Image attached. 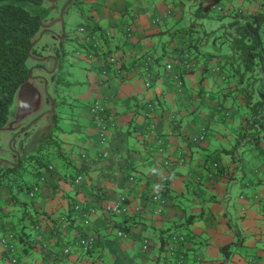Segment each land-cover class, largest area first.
Segmentation results:
<instances>
[{"label":"crops","instance_id":"0c3cea01","mask_svg":"<svg viewBox=\"0 0 264 264\" xmlns=\"http://www.w3.org/2000/svg\"><path fill=\"white\" fill-rule=\"evenodd\" d=\"M79 1L85 5L76 13L86 21L66 32L71 13L56 34L59 42L68 37L75 42L67 74L74 92L71 99L80 107L65 120L47 111L53 124L43 126L37 143L45 149L46 133L51 132L59 140V153L52 154L55 146L48 147V162L31 168L25 179L28 186L16 190L21 198L11 199L8 183L0 184V238L7 232L15 234L9 242L12 255L0 244V264H13L12 256L18 264H170L165 244L171 233L185 236V264H264V130L262 150L256 148L257 163L246 173L240 169L239 151L249 141L237 138L247 118L241 94L235 95L231 78H222L229 72L222 67L220 54L201 52L200 36L192 46L194 38L186 32L191 29L199 34L197 19L205 15L199 6L222 7L232 20L237 16L244 21L259 11L264 13V0H194L196 9L186 12L189 20H183V5L175 11L165 0H56V13L63 14ZM80 26L83 31L78 33ZM84 35L98 45L82 42ZM186 53L193 62L191 69L182 66ZM108 55L116 56L121 68L113 66L102 74ZM147 57L149 78L140 66ZM218 66L222 73L213 71ZM129 67L135 70L130 72ZM78 75L82 80L76 79ZM176 77L182 80L180 90ZM94 100H103L110 124L102 146L90 117ZM33 101L30 86L21 91L20 109L28 107L29 111ZM28 114L27 120L34 115ZM60 121L69 123L68 129ZM149 125L154 133L149 132ZM202 128L205 138L193 140ZM159 136L162 153L157 151ZM101 149L108 154L102 156ZM222 154L226 160L220 158ZM180 157L183 162L176 163ZM214 163L218 169L208 176ZM238 174L240 192L231 208L229 189ZM77 176L81 180L75 183ZM32 186L36 189L30 197ZM157 191L167 202L154 214L157 203L151 196ZM119 193L126 196V213L106 212L104 205ZM182 198L186 204H181ZM19 199L27 201L28 209ZM74 205L94 207V212L76 214ZM187 217L195 219L187 222ZM35 221L42 231L40 240L34 238ZM84 234L94 236L90 249L74 244ZM143 241L147 242L145 251L141 250ZM222 245H227L225 252Z\"/></svg>","mask_w":264,"mask_h":264},{"label":"rangeland","instance_id":"374dc122","mask_svg":"<svg viewBox=\"0 0 264 264\" xmlns=\"http://www.w3.org/2000/svg\"><path fill=\"white\" fill-rule=\"evenodd\" d=\"M60 1V0H57ZM166 4L169 7L174 8L175 11L180 10V7L183 5L184 7V18L189 20L191 16H189L186 12L188 9L194 11L196 7L193 5L194 0H165ZM66 4V2H65ZM21 5L25 7L32 13H36L40 16L41 25L40 29L35 37L37 48H39L42 44H47L48 48L45 51H42L43 60L38 61L37 59L29 58L27 59V65L31 71V76L28 79V85L34 92V101L33 105H31V109L27 111L25 107L20 112V93L21 87L18 92L15 93L10 112L7 118L6 125L0 129V166H10L11 164L19 165L18 168L14 171L10 178L6 181L9 182V189H12V193L18 195L20 198L22 197L20 192L16 191L15 186H13L12 182H20V179L25 182L27 178L28 171L31 169L28 165L30 159L24 157L25 154L33 153L32 150H37L39 143H37L38 138L42 131L44 130L43 126L49 127L52 123V118H47V111L52 110L57 115V119L65 120L67 117H70L73 112L76 111L78 105L77 102L72 101L71 95L73 90L70 89V83L68 81V68H70V62L73 61L72 58L74 55L72 54V48L75 47V42L72 38L68 37L65 40L61 39V42L57 40L56 33L61 30V26H63L64 21H67L69 14H71L70 20L66 22L64 29L68 32L70 29H74L79 25V22L86 21L85 16L78 15L76 12L77 8H83L85 3L84 1L76 2L75 5L68 6V11H64L63 14L59 11L56 13V8L58 4H56V0H43L41 4H35L32 2L22 1ZM199 5V4H198ZM204 6V5H203ZM234 7L236 6L233 5ZM201 8V11H205V15L201 19H197L198 25L196 26V30L199 34L191 33L192 37L196 38L200 36V49L202 51L211 52L213 55L218 56L219 54L221 59V64H224L226 61V56L231 55L230 50L227 47V43L223 38L224 31L227 27L228 21L232 20L231 15L223 14L226 9L220 7L221 9H217L216 7L213 10L209 8H205V6L197 7ZM227 8V7H226ZM237 8H234L235 10ZM225 10V11H224ZM232 10V9H231ZM239 10V9H237ZM262 13V11H259ZM230 14V13H229ZM61 15V16H60ZM193 18V17H192ZM194 21V18H193ZM185 22V21H183ZM54 24V25H53ZM52 26V27H51ZM55 33H48L43 29H51ZM263 29V31H262ZM205 31V32H203ZM212 32V34L206 35V32ZM262 31V32H261ZM260 40L264 45V26L261 28ZM55 42V43H54ZM55 44V45H54ZM57 47L64 55L59 56L60 61H58L55 66L54 49L51 46ZM61 46V47H59ZM62 48V49H61ZM51 55V57H49ZM64 57V59H61ZM40 65L42 67H40ZM71 69V68H70ZM77 73V72H76ZM76 79L82 80V75L76 76ZM68 82V84H67ZM72 83V81H71ZM74 91H76L74 89ZM74 93V92H73ZM37 95V96H36ZM81 102V101H80ZM52 104H55L54 106ZM28 113H33L34 115L27 120L29 117ZM241 113V112H239ZM238 113V114H239ZM32 115V114H30ZM22 116V120L20 119ZM60 117V118H59ZM59 121V120H58ZM57 123H63L68 129V124H65V121H60ZM62 124V125H63ZM60 124V126H62ZM63 125V126H64ZM48 132L46 136H48ZM55 134V133H54ZM54 136V135H53ZM41 139V138H40ZM244 140V139H243ZM43 142V141H42ZM41 142V143H42ZM234 145V143H233ZM261 145H264V134L261 136ZM41 146H39L38 150ZM241 150L239 151L240 160H242V166H240L247 173L249 169H251L256 163L257 158L259 156L258 149L250 148L249 143H245L241 146ZM43 152L39 151L43 157L46 159L48 157L49 151H46L48 146L42 147ZM238 148V146L236 147ZM37 150V151H38ZM45 151V152H44ZM18 152V153H17ZM38 152V155H41ZM47 153V154H46ZM50 154V153H49ZM222 160H226V157L222 154L220 157ZM229 160V159H228ZM20 161V162H19ZM18 162V164H17ZM31 162V161H30ZM33 163V162H31ZM20 166H24L26 168L22 171V178L20 176H16L17 173L20 172ZM16 174V175H15ZM16 178L13 181V178ZM240 174L237 175V182L232 186V189H229V195L231 196V204L230 207H234V205L238 201L239 195V181L241 180ZM5 181V182H6ZM231 188V187H230ZM11 193V192H9ZM188 197V195H185ZM26 194L24 195V199ZM187 200L181 199V204H186ZM186 257V255H185ZM139 264H142L141 262Z\"/></svg>","mask_w":264,"mask_h":264},{"label":"trees","instance_id":"16d2710c","mask_svg":"<svg viewBox=\"0 0 264 264\" xmlns=\"http://www.w3.org/2000/svg\"><path fill=\"white\" fill-rule=\"evenodd\" d=\"M22 1L35 4H41L43 2V0H0V129L6 125L15 93H17L19 87L30 78L31 71L26 63L27 59H37L41 57L43 55L42 51L48 48L47 44H42L39 48L34 44L33 40L40 29L41 19L38 14L32 13L23 7L21 5ZM263 25L264 13H255L244 21H241L240 17L234 16V19L227 24L224 31L225 36L223 37L231 55H225L226 61L224 64H221L222 67H227L229 72L228 76L223 75L222 78L229 77L235 82V89L233 91L237 92L235 95L238 93L241 94L240 100L246 108V123L243 130L239 131L237 138L239 140L241 138H246L254 148H259L260 150H262L260 146V136L261 132L264 130V45L260 40V31ZM186 32L191 34V29H187ZM205 34L210 36L212 32L208 31ZM191 41H193L191 43L192 46H195L198 42L197 38H191ZM52 47L57 59L59 56L64 55L62 52L60 53L59 48L54 47V45L51 46V49ZM218 67L217 73H222L220 66ZM217 112L218 110L216 113ZM44 142L47 143L48 147L55 146L52 154L59 153L57 147L59 140L57 137H54L51 132H49ZM236 144L234 146H236ZM48 149L49 148H47L46 151H49ZM39 151L43 152L41 147ZM39 151L24 155V157L33 162L31 163L29 161L27 166L30 165V168H42L48 162V157L45 159L43 157L44 154L42 155ZM38 152L41 155H38ZM47 153L51 154V151ZM18 166L19 165H1L0 184L9 183L6 180L11 177ZM26 168L20 166V172L15 175L22 178V171ZM15 179L14 177L13 181ZM12 184L15 186L16 190L28 186V182H22V179H20V182H12ZM33 187L34 186L28 191L29 195L32 193L30 197L34 195ZM11 191L12 189H10V192ZM10 198L15 200L16 194L11 193ZM18 202L25 206V209H28L27 201H21L19 199ZM125 204L127 205V199L125 200ZM74 212L76 214H82L76 211ZM194 219L195 217L191 219L187 217L186 221L189 222ZM38 226L39 223L35 221L33 228L35 229L37 227L34 232V238L36 240L42 238V231ZM21 228H23V226ZM11 233H13V231ZM35 234H38L40 238L37 239ZM13 235L15 234L13 233ZM18 236L23 240L20 233ZM226 246L227 245H222L220 247L222 251L225 252L224 249Z\"/></svg>","mask_w":264,"mask_h":264},{"label":"built area","instance_id":"2783aa9c","mask_svg":"<svg viewBox=\"0 0 264 264\" xmlns=\"http://www.w3.org/2000/svg\"><path fill=\"white\" fill-rule=\"evenodd\" d=\"M218 9H220V7H217ZM216 8V9H217ZM169 12V11H167ZM78 33L83 31V27H79L77 29ZM127 35H129V33H127ZM93 41V43H92ZM82 42H88L90 43L93 47H95L96 45H98L97 41L91 40L89 35L88 36H83L82 38ZM188 54H184L182 56V66L184 67V69H191L193 67V62L191 61V59H188L186 56ZM149 60L150 57L145 58L144 61L141 63V70L144 72V74L147 75V78H149ZM107 63L106 66L102 69V74H105L107 72L108 68L111 67H115L116 70H119L121 68V61L113 55H108L107 56ZM129 71H134L135 68L134 67H129ZM167 70L171 69V64L167 65L166 67ZM219 69L215 68L213 71L217 72ZM176 82H177V86L178 89L180 90L182 87V80L179 77H176ZM149 85V81L146 82V86ZM151 105L148 107V110L150 109ZM105 106L103 104V100H94L91 105H90V117L92 120V123L95 124V127L97 128L98 131V143L102 146L104 144H106L107 142V134L109 131V122H107L108 120V114L105 110ZM228 113H225V115ZM150 130V133H154V129L152 125H149L148 127ZM205 128H202L200 134L198 136H195L193 138V140H203L205 138ZM157 142V151L158 153H162L164 150V145H163V139L161 138V136L157 137L156 139ZM100 154L102 156H106L108 154V151L106 149H101L100 150ZM183 162V158H179L176 163H182ZM170 161L169 160H165V164H169ZM212 169L213 172L209 173L208 176H210L212 173H216L217 169H218V165L216 163H214L212 165ZM129 179H131V177H129ZM166 178H162V182L165 181ZM81 180L80 176H77L74 179L75 183H78ZM33 189L35 190V186L33 187ZM31 193V192H30ZM32 194V193H31ZM30 194V195H31ZM254 198H257V195L253 196ZM151 199L153 202L157 203L156 208L153 209V213L157 214L161 208L166 204L167 200L165 199V197L163 196V194H161V192L157 191L156 193L152 194ZM125 196L122 193L117 194L116 199L111 202V203H107L104 205V209L106 212L108 213H124L127 211V205L125 204ZM74 210L76 212L82 213V214H86V213H93L94 212V207H88V208H83L82 206L76 205L74 206ZM37 228V227H36ZM118 234H122V232H118ZM37 239L40 238V236L37 234L35 236ZM184 235L180 234V233H171L169 236L166 237V256L167 258L170 259V264H185V253L183 250V241H184ZM13 239V234L11 232H7L4 235L1 236L0 238V244L2 245V247L4 249H6V251H8L11 255H12V251H13V246L11 244H9L10 241H12ZM94 236L93 235H89V234H84L82 235L78 240L75 241V245H77L78 247H82L84 249H90L92 247V245L94 244ZM69 246L64 247L62 249V252L64 254H66L68 252ZM147 249V242L143 241L142 245H141V250L145 251ZM10 262L13 264H18L16 261V258H14V256H12L10 258Z\"/></svg>","mask_w":264,"mask_h":264},{"label":"water","instance_id":"95a60500","mask_svg":"<svg viewBox=\"0 0 264 264\" xmlns=\"http://www.w3.org/2000/svg\"><path fill=\"white\" fill-rule=\"evenodd\" d=\"M36 39H34L33 41H35ZM44 58H37V60L38 61H41V60H43ZM54 59L56 60L57 58H56V56H54ZM57 63H58V61H55V66L57 65ZM40 67H42L41 65H40ZM30 76H31V73H30ZM21 91L22 90H24V89H26V88H29V85H28V80L25 82V83H23L21 86ZM19 87V88H20ZM19 90V89H18ZM18 92V91H17ZM35 96V95H34ZM37 96V95H36ZM35 103V102H34ZM53 105V104H52ZM21 111H23L22 109H20V112ZM28 111V110H27ZM21 114H22V112H21ZM22 117V116H21Z\"/></svg>","mask_w":264,"mask_h":264},{"label":"flooded vegetation","instance_id":"af4514ba","mask_svg":"<svg viewBox=\"0 0 264 264\" xmlns=\"http://www.w3.org/2000/svg\"><path fill=\"white\" fill-rule=\"evenodd\" d=\"M39 58H43V56H41V57H39ZM18 153V152H17ZM20 162V161H19ZM17 164H18V162H17ZM11 165H16V164H11Z\"/></svg>","mask_w":264,"mask_h":264}]
</instances>
